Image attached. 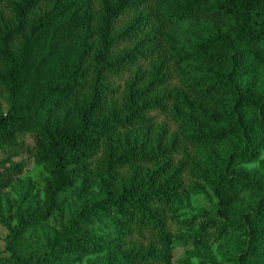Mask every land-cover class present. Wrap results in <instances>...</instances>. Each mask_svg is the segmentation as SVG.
Wrapping results in <instances>:
<instances>
[{
    "label": "trees",
    "instance_id": "trees-1",
    "mask_svg": "<svg viewBox=\"0 0 264 264\" xmlns=\"http://www.w3.org/2000/svg\"><path fill=\"white\" fill-rule=\"evenodd\" d=\"M184 21L201 31L192 49L177 48ZM169 60L178 86L168 84ZM263 71L264 0H0L8 99L6 109L0 103V146L19 133L36 136L31 153L46 167L52 206L76 181L78 197L98 194L40 248L22 241L29 220L7 223L9 256L0 264L86 255L173 264L172 225L193 228L197 248L221 238L242 192L264 187L232 174L264 150ZM151 113L166 114L176 131ZM222 143L229 153L208 172L218 217H179L185 178L196 180L202 150ZM0 167L2 189L24 162L5 158ZM241 216L248 229L236 264H264V199Z\"/></svg>",
    "mask_w": 264,
    "mask_h": 264
},
{
    "label": "rangeland",
    "instance_id": "rangeland-1",
    "mask_svg": "<svg viewBox=\"0 0 264 264\" xmlns=\"http://www.w3.org/2000/svg\"><path fill=\"white\" fill-rule=\"evenodd\" d=\"M178 46L192 49L196 40L201 37V31L190 22H179L177 29ZM180 43V45H179ZM175 50V46L172 51ZM168 84L178 86V75L174 72L175 64L169 60ZM142 69L147 68V62L140 64ZM264 74V71H263ZM127 73L122 78L127 77ZM200 75L197 76V79ZM0 103L3 109L8 107V99L4 87L0 85ZM223 112V111H222ZM154 122L175 132L177 124L172 122L164 113H151ZM36 141L32 133H19L13 145L0 146V162L10 158L14 162L23 161L22 171L14 176L10 184L0 189V260L9 256L8 231L6 224L11 226L19 219L30 221L22 241L32 247L40 248L45 240L58 231L74 210L88 205L97 198V190L92 188L85 197H78L74 188L79 186L78 181L73 187L67 188L56 198V206H52L44 193L45 181L48 173L44 164L36 161L31 149ZM230 146L222 143L217 147H208L202 150L200 156L199 177L196 180L185 178L186 188L177 201L179 217H189L200 211H206L211 217L216 215V206L209 190L208 172L212 165L221 162L228 155ZM264 150L257 161L235 164L233 176L242 181H253L254 178L264 180ZM1 169V167H0ZM264 199V187L253 190H244L235 204L226 233L217 240H208L205 245L197 248V243L190 236L193 228L177 229L172 225L177 240L173 250V264H236V258L245 244L248 224L241 216L244 212H253L257 202ZM222 221V218H219ZM68 264H107L103 257L95 255L74 256Z\"/></svg>",
    "mask_w": 264,
    "mask_h": 264
}]
</instances>
